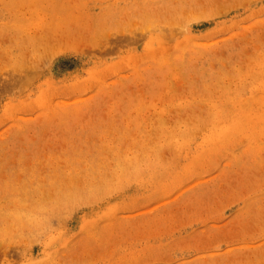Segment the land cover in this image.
Segmentation results:
<instances>
[{
    "label": "rangeland",
    "instance_id": "rangeland-1",
    "mask_svg": "<svg viewBox=\"0 0 264 264\" xmlns=\"http://www.w3.org/2000/svg\"><path fill=\"white\" fill-rule=\"evenodd\" d=\"M0 264H264V0H0Z\"/></svg>",
    "mask_w": 264,
    "mask_h": 264
}]
</instances>
